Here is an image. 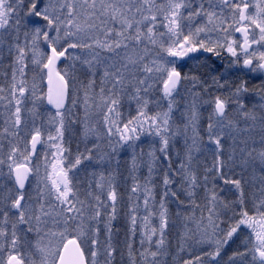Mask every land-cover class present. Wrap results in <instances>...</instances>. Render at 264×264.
<instances>
[{"label": "snow or ice", "instance_id": "obj_1", "mask_svg": "<svg viewBox=\"0 0 264 264\" xmlns=\"http://www.w3.org/2000/svg\"><path fill=\"white\" fill-rule=\"evenodd\" d=\"M0 73V264H264V0H0Z\"/></svg>", "mask_w": 264, "mask_h": 264}, {"label": "rangeland", "instance_id": "obj_2", "mask_svg": "<svg viewBox=\"0 0 264 264\" xmlns=\"http://www.w3.org/2000/svg\"><path fill=\"white\" fill-rule=\"evenodd\" d=\"M0 83H3V76H2V73H0ZM29 119H30V117H29ZM75 137H76V132H75V130L74 129H69V136H68V138H66V143L68 142V140H71V142H72V147L73 148H75ZM137 151H139V149H137ZM41 155H43V150H41ZM41 164H42V162H41ZM41 171L43 172V165L41 166ZM78 177L80 178V179H84V176H83V173H80V174H78ZM85 183H86V181H85ZM123 215V214H122ZM119 223H123V221L121 220ZM123 236H124V233H123V231L121 230V232H120V234H119V237L117 238L119 241H122L123 240ZM138 243H139V238L137 237V245H138ZM124 250V254H125V257L127 256V249L126 248H124L123 249ZM117 259L119 260V256H117Z\"/></svg>", "mask_w": 264, "mask_h": 264}, {"label": "trees", "instance_id": "obj_3", "mask_svg": "<svg viewBox=\"0 0 264 264\" xmlns=\"http://www.w3.org/2000/svg\"><path fill=\"white\" fill-rule=\"evenodd\" d=\"M258 83V82H257ZM123 213H121V216H122Z\"/></svg>", "mask_w": 264, "mask_h": 264}, {"label": "water", "instance_id": "obj_4", "mask_svg": "<svg viewBox=\"0 0 264 264\" xmlns=\"http://www.w3.org/2000/svg\"><path fill=\"white\" fill-rule=\"evenodd\" d=\"M47 87V85H45V88Z\"/></svg>", "mask_w": 264, "mask_h": 264}]
</instances>
